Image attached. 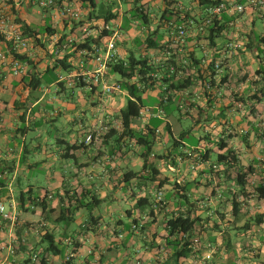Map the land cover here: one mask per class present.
<instances>
[{
    "label": "crops",
    "instance_id": "obj_1",
    "mask_svg": "<svg viewBox=\"0 0 264 264\" xmlns=\"http://www.w3.org/2000/svg\"><path fill=\"white\" fill-rule=\"evenodd\" d=\"M72 1L81 7L84 26L106 25L112 33L117 31L115 49L119 58L126 59L131 54L137 57L146 55L155 62L159 60V55L162 56L159 49H147L144 39L157 30L164 9L163 0H95L94 6L82 0ZM179 3L180 6L194 9L193 12L197 11L195 0H180ZM244 5L243 14L227 11V16L235 21L256 17L257 10L247 3ZM138 6L148 17L147 25L138 20ZM97 9L100 10L98 13ZM11 11L21 23L40 32L38 37L43 46L32 43L31 56L28 52L21 53L37 61L39 72H43L47 66L52 67L55 58L62 57L64 50L60 51V45L65 40L73 38L78 41L80 37L76 23L61 19L56 9H39L33 13L27 0H18L11 5ZM107 16L110 20L105 23ZM46 26L50 27L51 35L44 30ZM90 31L91 35L98 34L95 29ZM168 32L166 27L158 29L155 41L161 38L160 44L168 46ZM226 37L218 40L216 48L203 51V55H223ZM193 44L188 41L183 53L194 51ZM167 46L164 47L167 49ZM5 49L6 45L1 44L0 51ZM242 49L245 50L244 47ZM229 57L231 59L233 56ZM251 67L250 71L245 66L237 72L238 68L229 63L225 71L215 74V84L210 91H202L200 84L194 82L179 93L184 102L195 103V108L199 106L202 109L203 119L207 122L194 149L206 151L213 149L212 144L217 148L216 137L224 138L230 134L226 145L237 152L241 170L249 171L246 189L250 195L245 197L235 186L231 187L232 191L225 190L226 186L220 187L216 176L208 168V161L196 164L195 170L191 158L182 156L184 159L181 162L176 159L173 165L166 159H157L161 149H166L167 153L171 148H165L163 138L159 140L157 136L147 162L157 170L166 165L171 171L168 182L174 185V177L180 185L174 187L165 183V190H168L164 192L165 202L159 210L156 200L159 174L149 176L150 168L144 169L143 163L139 169H134L143 159V147L125 138L118 144L116 137L121 133L120 129L104 140L84 142L88 131L99 119L106 115L118 119L127 98L125 90L106 95L99 87L91 91L68 85L67 82L60 90L56 81L42 84L30 92L20 76L11 74L8 64L0 63V205L16 215L15 222L3 220L0 215V264H21L41 250L39 231L35 229L42 220L47 229L50 225L55 230L49 231L55 233L57 239L63 238L64 242L68 234L75 242L71 264H169L166 259L171 249L166 245L165 217L178 207L181 211L189 210L192 216L201 219L197 223V252L180 264H264V197H260L261 191L264 194V78L258 74L260 68L264 70V67ZM86 68L92 69L93 66L88 63ZM28 70L27 66L25 73ZM55 72L67 77L62 70L56 69ZM104 73L108 84L117 81L108 68ZM50 93H55L56 97L50 98ZM88 94L89 101L86 100ZM156 94V90L147 94L145 102L151 103L145 107L142 117L132 124V128L140 130L148 122L151 109L157 105ZM55 99L59 101V106L51 110L49 103ZM87 103L89 118L84 116L88 110L85 106ZM77 116H80V124ZM155 116L159 117V111ZM59 117H63L64 122H60ZM52 122L60 124L69 140L62 134L63 137L44 143L57 151L56 154L51 152L50 157L51 160L57 159L58 163L49 167L46 174V180H51L48 184H52L57 191V200L52 202L54 196L49 190L40 186L36 188L35 196L44 193L51 196L46 213L42 214L40 209L28 207V203L23 209L19 207L20 195L29 189L34 192L33 186L22 185L20 176L39 162L49 166L47 155L37 161H29L27 157L34 148L40 150L39 138L43 135V126ZM53 126L57 129L56 125ZM65 142L71 146L68 158L65 155ZM188 148L191 147H187L183 139L178 148L171 151V155H178ZM165 176L169 177V174ZM186 182H190V186L183 193L181 187ZM181 194H185L189 201L184 202ZM233 195L240 204L235 215L232 209ZM75 199L83 201L86 206L74 213L76 217L73 214V220L65 228L63 221L56 220L61 208L70 204L80 205L74 203ZM4 202L8 206L5 207ZM259 215L263 216L260 221L257 218ZM63 242L64 257L74 245H64ZM61 258L52 257L51 261L60 264Z\"/></svg>",
    "mask_w": 264,
    "mask_h": 264
},
{
    "label": "trees",
    "instance_id": "obj_2",
    "mask_svg": "<svg viewBox=\"0 0 264 264\" xmlns=\"http://www.w3.org/2000/svg\"><path fill=\"white\" fill-rule=\"evenodd\" d=\"M82 1L87 2L90 6H94L95 4V0ZM179 1L180 0H163L164 9L159 18L160 21L157 26V30L149 33L144 39V44L147 49H159V51L162 52V56L159 55V60L153 62L149 56L145 55L137 57L131 54L126 59H121L117 56V60L115 62H109L107 66L111 73L117 74L120 77V79L114 83L118 84L121 90L126 91L127 98L124 107L120 111L118 120L115 119L120 124V126L110 127L108 132L101 136L100 140H104L115 135L117 130L120 129L121 133L116 137V142L121 144L125 138L128 141H132L136 146L143 147V168H150L149 176L151 177H155L159 174V186L167 183L169 179L166 176H162L160 174V168L157 170L154 166L147 162L157 136H159V140L162 139L161 137H163V134H166L169 138H171L170 150H168L167 153H160L157 156V159L159 160L166 159L173 165L176 159L177 161L181 162L184 158H191V160L196 162L193 163V169H195V164L199 165L209 160L210 157L208 155V150H206L207 152H201L194 148L185 149L184 151L179 152L178 155H171V151H174L178 148V146L182 143V140L190 132V129L192 130L197 124H200V119H203L202 109L199 108V106L195 108V103L184 102L183 99L180 98L179 93L184 92V90L191 87L194 82L200 84L202 91H210L215 84L213 77L218 73L213 67L214 63L219 62L222 69L221 71H225L227 69L225 66H229L230 63L229 56L234 57V55L231 54H228L229 58L224 59V54L220 56L214 55L212 57H208L205 54L203 55V51L216 48L218 40L226 37V35L229 34V32L234 28V19L227 16L226 10L220 14H209L208 12L210 7H214L220 2L227 3L229 0H195L196 3L194 7L197 8L196 12H193L194 9L192 8L188 9L184 5L180 6ZM234 1L243 5L244 3L248 2V0ZM242 1L245 2L243 3ZM136 11L139 13L137 15L138 20H140L142 24L147 25L148 17L143 12V10H141V6H138ZM109 20L110 17L107 16L105 23H108ZM189 20H192L193 24L187 29V36L183 39L182 43L176 44V42H174L175 26L188 22ZM17 21L21 23L20 20L17 19ZM206 21H208V23H206ZM231 22L232 25H230ZM75 23L77 26H79L83 25L84 22L81 20ZM21 27L24 35L30 39L31 43L43 46L41 39L38 37L40 34L39 31L31 29L26 23H21ZM165 27L167 28V31H169L168 33L170 35V40L167 42L168 46L167 44L164 45L167 46V49L160 44L161 38H159V41H155L154 38L158 32V29ZM91 29L97 30L98 34L96 36L90 34L82 41L72 42L70 47L64 50L62 57L55 58L53 66H47L43 72H39V70H37V61H34L33 59L31 60L27 56L13 52V57L24 62L26 68L28 66L30 69L20 76L22 82L25 83L28 90L32 92L37 90L42 84H49L56 81L60 90L64 89L63 85L66 82L68 85L73 84L75 87L87 88L91 91L99 87L92 83L84 82L82 77H68L60 80V75H57L55 72L56 69H59L68 75L72 73L73 70L78 71L77 63L80 59L77 54L78 51L86 49L90 50L93 44L103 45L112 33L110 28L103 26L102 28L97 26L90 27L89 30ZM44 30L50 35L52 34L49 26H46ZM256 39L255 47L257 52L264 53V35L259 36ZM188 41L194 43L193 46L195 47L192 46L194 51L188 50V52L183 53V49L185 45L188 44ZM200 41H205V43L201 45L199 44ZM1 44L6 45V48L10 46V43L7 42L0 34V45ZM170 44H172L171 47ZM247 47L249 48L251 45ZM178 50L182 52H178ZM197 50L200 51V56L197 55ZM205 61H207L206 64H204ZM48 74L51 76H48ZM258 74L264 78V70L262 68H260ZM226 77L223 79L225 80ZM155 90L157 91L156 95L158 101L157 105L150 111L151 115L149 116L148 122L140 130L132 128V124L142 117V112L144 111L145 107L151 103L147 102L146 104L145 102L148 98L147 94L150 91ZM170 104H175V107L180 114L179 118L188 117L192 122L190 129L186 128L182 130L178 137L174 136L172 124L166 120L173 110V108L169 109L168 106H170ZM158 111L159 117H156L155 115ZM203 121L206 122L204 119ZM229 138H231L230 134L224 138L219 136L216 137V147L218 148L216 152V160L215 163L211 164V168H209V170L216 176L218 185L220 187L226 186L225 190L228 189V191H232L231 187L235 186L239 188L240 193L247 197L250 195V192H247L246 189V176L248 175L249 171L246 170L243 172L239 167V158L237 152L226 145V141ZM84 142L92 143L97 141L93 139L91 142H86L84 139ZM65 143L67 145L65 155L68 158V153L71 149V146L67 142ZM82 144L83 143H80L79 145ZM182 156H184V158ZM200 158L202 159V163L199 161ZM230 182L233 183V185H229ZM189 186L190 182L184 183L181 187V192L184 193L185 191H188ZM174 187H180V185L174 183ZM30 188L32 189V187ZM219 189L224 190V188ZM32 193L34 192L29 189V191L20 195L18 198L19 207L23 209L24 205L28 203V207L38 208L41 210L42 214H45L46 209L49 206L50 198L46 193H44L42 196H35V193ZM260 193V197H264L262 191ZM162 195L164 194L162 193ZM81 197H84V195L81 194ZM181 197L184 202L189 201L185 194H181ZM164 200L165 199L162 197L160 202L157 201L159 204V210L162 209L165 202ZM79 201L80 200L78 199L74 200V203H80L79 206H71L70 204L68 207L61 208L56 221H63L65 223V228H67L73 220V214L80 208L86 206L83 201ZM239 205L240 204L236 201V198L233 195L232 209L234 215L236 214V210ZM262 217L263 216L261 215L257 216L259 221L262 219ZM199 221H201V219L198 216H192L189 210L181 211L179 207L176 210H173L170 215L165 217V229L167 233L166 245L171 249V254L166 259L169 264H180L181 261L189 258L192 254L197 252L195 247L198 242L197 237L199 232L197 230V223H199ZM41 224H43V226L39 227L38 229L40 244L42 245L41 250L39 251L37 248V251L39 252L33 253L37 256L35 261L31 260L33 256L32 254L31 258H27L21 264H53L51 259L52 257L56 256L62 257V262L60 264H68V262L65 261L63 257V248L61 245L63 238L57 239L55 233L49 231L43 222L39 223V225ZM64 235L65 234L63 233L62 236L64 237ZM66 237L68 238L64 239V245L75 244V242L69 238L68 234H66ZM75 245L73 246L74 248L70 250L72 253L75 252Z\"/></svg>",
    "mask_w": 264,
    "mask_h": 264
},
{
    "label": "built area",
    "instance_id": "obj_3",
    "mask_svg": "<svg viewBox=\"0 0 264 264\" xmlns=\"http://www.w3.org/2000/svg\"><path fill=\"white\" fill-rule=\"evenodd\" d=\"M11 1V2H9ZM18 0H0V34L4 39L10 43L5 51H0V63L8 64L10 67L11 74L13 76L19 77L25 73L26 65L21 60L13 57V52L16 54L27 53L31 56V51L33 50V45L28 39L21 27V23L17 21L16 16L11 11V5H15ZM30 5H37L40 10L56 9L58 16L63 20L78 22L81 21V7L77 5L72 0H27ZM248 5L253 7L258 12H264V0H248ZM231 11L233 14L239 15L245 12V6L243 4L236 3L234 0H229L227 3L220 2L214 7L208 9L209 14H220L222 12ZM208 23V21H206ZM193 21L181 23L175 26L174 30V42L176 44L182 43L183 39L187 36V29L192 26ZM232 25V22L230 23ZM235 26V24H234ZM80 37L78 41L84 40L91 31L87 26L79 25ZM108 28L107 26H103ZM102 28V27H101ZM118 37L117 31H113L112 35L104 42L103 45L93 44L90 50H79L78 56L80 59L77 63L78 71H72L67 77L60 76V80L65 78H80L87 83H92L100 87L102 93L109 95L113 92H120L121 89L118 84L111 83L108 84L105 81V71L108 68L109 62H115L117 60V52L115 49V41ZM75 39L71 38L61 44L60 51L65 50L70 47L71 43ZM241 49V44L237 41H227L224 45V55L223 59L231 55L237 54V51ZM93 66L92 69L85 67L87 64ZM207 61L204 62L206 64ZM217 72H221V66L219 62H215L213 65ZM228 68V65L225 66ZM112 126H120V124L112 118V116L106 115L104 118L98 120V123L94 125L89 133L87 134L85 141L91 142L93 139L95 141H100L101 136L108 132L109 128ZM50 198V196H48ZM163 195L161 192H157L156 200L161 201ZM0 215L3 220H10L11 222L16 221V215L13 212H9L0 205ZM43 224L36 227V231ZM121 237V236H119ZM36 255L33 254L31 260H36ZM73 254L69 251L65 256L64 260L70 263Z\"/></svg>",
    "mask_w": 264,
    "mask_h": 264
},
{
    "label": "rangeland",
    "instance_id": "obj_4",
    "mask_svg": "<svg viewBox=\"0 0 264 264\" xmlns=\"http://www.w3.org/2000/svg\"><path fill=\"white\" fill-rule=\"evenodd\" d=\"M100 1V0H99ZM30 8L32 9L33 13H35L37 10H39V7L37 5H30ZM100 10L97 9L96 13H98ZM237 17V16H236ZM239 18V16H238ZM234 28L229 32V37L227 38V40L229 41H237L241 44V49L237 51V54H235V57H232L230 59V63L231 65L236 69L238 68L237 72H240V68H245V66L248 68L249 71L251 70V66H253V68H258L259 66L264 67V53H258L256 48H255V40H257L256 38H258L259 36H263L264 35V12H258L257 11V15L256 17H254L253 19L249 20V19H238L237 21L234 20ZM252 41V43H251ZM203 43H205V41H201V45H203ZM251 45V47H247ZM262 46V45H261ZM245 48V50H243L242 48ZM200 51L197 50V55L200 56ZM240 66V67H239ZM115 77L117 80L120 79V77L115 74ZM52 90L54 88H51ZM51 90V91H52ZM50 98L52 96L56 97L55 93H50L48 95ZM47 96V97H48ZM88 96H90L89 94L86 97V100L89 101ZM85 99V98H84ZM86 101V102H87ZM50 109L52 110L53 108H57L59 106V101L57 99L52 100L50 103ZM86 109L88 108L87 112L82 115H84L85 117L89 118L90 117V112H89V104H85ZM169 109L173 108V110L171 111V113L169 114V116L167 117V121H169L172 124V131L175 135H179V133L184 130V129H190L191 127V119L188 117H183V118H179V112L177 111L175 104H170V106H168ZM164 117V116H162ZM76 118V117H75ZM80 116H77V121L78 124H80V120H79ZM119 118V117H117ZM58 120L60 122H64L63 121V117H59ZM118 120V119H117ZM201 123L197 124L192 130L190 129V132L185 136L184 138V142L187 145V147H191L192 149L194 147H196L197 145V139L199 135H202L206 126L207 122H204L203 119H200ZM53 124H48L43 126V131H42V137L39 138L40 141V145L39 148L40 150L38 151V148H34L33 151H31L30 155L27 157V159L29 161H37L39 160L40 157H45L47 155L46 161L49 164V166L45 165L44 162H39L35 167L30 168L29 170L23 172L20 176V180L22 182L23 186H26L27 184L31 185L34 187V193L37 191L36 188L43 187V189H47L49 190V192L54 196L52 202L56 201L57 198V194H56V190L52 187V184H48V181L50 182L51 180H46V174L49 171V167H53L55 166L58 161L57 159L53 158L51 160V152L56 154L57 151L55 150H51L50 145H48L46 147V145L44 143H49V140H52L56 137H63L62 134H64V137L67 138L69 140V136L66 135L64 133V131L60 128V124L59 123H55L52 122ZM56 125L57 129H54V126ZM36 134H38V132H35ZM33 134V133H32ZM218 135V134H217ZM163 145L166 146H171V138H169L166 134H163ZM215 138V137H214ZM215 140V139H214ZM161 143V142H160ZM213 149H209V160L207 162L208 168H211V164L215 163L216 160V152L218 148H215V145L212 144ZM49 148V149H48ZM164 148V146L162 147ZM166 149H161V151H159L160 153H165ZM200 151V150H198ZM205 151V150H204ZM203 150H201V152H204ZM207 152V151H206ZM27 153H25L26 155ZM197 155V154H196ZM45 159V158H44ZM202 159L200 158V162ZM62 162H66V160H62ZM143 163V159H140V164L138 167L134 168V169H139L140 166ZM196 163V162H194ZM196 165V164H195ZM58 166V165H57ZM161 170V175L165 176L169 174V177H167L169 180L171 179V171L170 169L165 165L164 167H159ZM59 170V169H57ZM196 170V169H195ZM198 172V170L196 171ZM58 174V171L56 172ZM162 180V179H161ZM174 180L175 184H178L176 182V179L174 177H172V181ZM51 183V182H50ZM167 185H173L172 183H166ZM165 183L162 186H159V191L162 192L164 194V192H166L168 189L165 190ZM174 186V185H173ZM33 193V194H34ZM154 195V194H153ZM154 197V196H153ZM5 207L8 206L7 202H4L3 204ZM75 215V214H74ZM77 215H75L76 217ZM44 222V220H42ZM48 230L51 231H55L50 225H48Z\"/></svg>",
    "mask_w": 264,
    "mask_h": 264
}]
</instances>
